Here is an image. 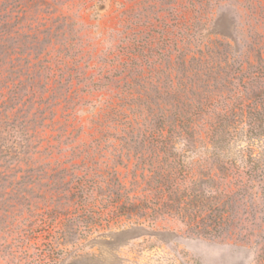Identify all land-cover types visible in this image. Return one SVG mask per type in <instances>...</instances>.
Segmentation results:
<instances>
[{"label":"trees","instance_id":"1","mask_svg":"<svg viewBox=\"0 0 264 264\" xmlns=\"http://www.w3.org/2000/svg\"><path fill=\"white\" fill-rule=\"evenodd\" d=\"M86 1L0 0V68L4 36L37 35L42 14L65 19L63 7ZM188 35L178 48L182 80L165 90L179 95L177 114L165 115L169 108L129 82L143 74L141 65L122 69L120 104L104 109L95 136L52 167L46 152L34 178L16 167L30 163L28 150L2 148L6 130L19 140L32 118L29 108L18 115L15 92L6 97L0 79V213L20 243V264H57L68 245L100 230L159 221L190 236L253 244L254 264H264V37L236 50L201 31ZM53 63L33 62L30 77Z\"/></svg>","mask_w":264,"mask_h":264},{"label":"rangeland","instance_id":"2","mask_svg":"<svg viewBox=\"0 0 264 264\" xmlns=\"http://www.w3.org/2000/svg\"><path fill=\"white\" fill-rule=\"evenodd\" d=\"M62 12L67 16L57 21L42 14L33 24L38 36L25 33L1 41L5 95L12 97L14 90L18 115L29 108L32 118L20 141L6 130L2 148L28 150L30 163L16 167L31 169L32 178L46 152L52 167L54 159H68L80 142L95 136L104 109L120 104L117 95L125 85L117 82V74L122 69L141 65L143 74L129 82L144 87L170 115L179 95L165 96V90L182 80L178 48L183 37L201 31L206 39L228 41L236 50L247 40L264 37V0H89L69 3ZM28 57L31 64L51 57L52 71L42 70L32 79ZM118 169L120 176L128 172L122 165ZM32 195L36 199L37 194ZM1 213L0 264H20V243L11 240ZM254 257L253 244L190 236L174 222L159 221L100 230L78 245H68L57 264H254Z\"/></svg>","mask_w":264,"mask_h":264}]
</instances>
